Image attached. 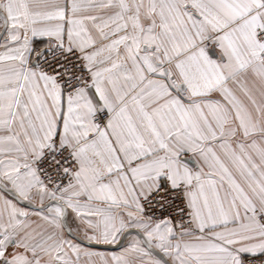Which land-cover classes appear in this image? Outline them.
Masks as SVG:
<instances>
[{"label":"snow or ice","instance_id":"6c2138e0","mask_svg":"<svg viewBox=\"0 0 264 264\" xmlns=\"http://www.w3.org/2000/svg\"><path fill=\"white\" fill-rule=\"evenodd\" d=\"M0 264H264V0H0Z\"/></svg>","mask_w":264,"mask_h":264}]
</instances>
